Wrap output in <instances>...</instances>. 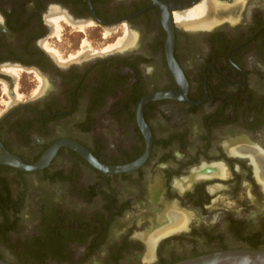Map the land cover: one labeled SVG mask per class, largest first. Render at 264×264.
Listing matches in <instances>:
<instances>
[{"label": "flooded vegetation", "instance_id": "obj_1", "mask_svg": "<svg viewBox=\"0 0 264 264\" xmlns=\"http://www.w3.org/2000/svg\"><path fill=\"white\" fill-rule=\"evenodd\" d=\"M168 1L184 0H0V154L33 165L74 141L121 166L152 136L129 171L105 172L67 145L41 169L0 164V259L162 264L264 246V0L168 9L185 79L155 5ZM203 4L211 23L185 25ZM61 22L124 36L100 49L81 38L64 53ZM166 92L141 121L140 103Z\"/></svg>", "mask_w": 264, "mask_h": 264}, {"label": "water", "instance_id": "obj_2", "mask_svg": "<svg viewBox=\"0 0 264 264\" xmlns=\"http://www.w3.org/2000/svg\"><path fill=\"white\" fill-rule=\"evenodd\" d=\"M192 0H184V1H168L165 3L155 2V5H158L163 10V21L166 26V29L169 33V38L167 41V50H168V57L178 79H185L183 73L178 66L177 61L174 58V45H175V38H174V27L171 21V18L168 14V9L173 7H184L189 5ZM159 95H174L173 92H166V93H159L147 96L141 103L139 107V118L141 120L142 117V108L143 105L155 97ZM143 121V119L141 120ZM146 139L148 143L147 152L144 156L139 158L138 160L121 166H107L102 164L98 161V159L91 153V151L85 147L80 145L74 141H64L56 146H51L44 155L38 160L36 164L27 165L23 163V161L10 154H0V164H12L16 165L19 168L26 169V170H37L47 166L50 160L56 155L60 145H67L74 150H76L80 155H82L87 161L91 164L95 165L96 167L106 171L111 172H121V171H129L132 169L137 168L141 165L144 160L146 159L149 150L151 148L152 136L149 131L146 132ZM0 264H11L10 262L0 259ZM171 264H264V249H249V248H238V249H227L221 251H215L210 253L201 254L198 256H194L191 258H187L181 261H177Z\"/></svg>", "mask_w": 264, "mask_h": 264}, {"label": "rangeland", "instance_id": "obj_3", "mask_svg": "<svg viewBox=\"0 0 264 264\" xmlns=\"http://www.w3.org/2000/svg\"><path fill=\"white\" fill-rule=\"evenodd\" d=\"M61 24L63 25L64 29L61 31V36L59 37L61 38V41H57V47H59V49L64 53H72L73 50L76 49L78 40H80L81 38H85V37L88 38L91 41V43L94 45L95 49H100L101 47L108 45V44H115V43L118 44L120 41L119 39L124 36V34L121 31V28L118 29L117 26L115 27V30H113L110 33L109 37L104 39L103 32L105 31V29H107L105 28V26L103 28L97 25L93 27H86L85 33H83L81 31H78L76 28L67 27L66 24H64L63 22H61ZM105 35H108V31L105 32ZM20 76L22 75L19 73V75L15 79L14 85H15L17 92L19 94H22L23 88H20V87L23 86L24 82L19 79ZM3 89H4V86H3ZM5 94L8 95V97L10 96L8 90L6 91ZM6 95L4 96L5 99L8 101L11 100L10 97L7 98ZM138 219L139 217L136 214H132L128 217L127 222L130 223ZM123 226H125L124 222H123ZM116 229L118 231L119 229H123V227L122 228L117 227ZM236 240L237 238H233L234 243L237 242ZM5 254L9 256V254L6 251H5ZM14 259L17 260L16 257Z\"/></svg>", "mask_w": 264, "mask_h": 264}, {"label": "bare ground", "instance_id": "obj_4", "mask_svg": "<svg viewBox=\"0 0 264 264\" xmlns=\"http://www.w3.org/2000/svg\"><path fill=\"white\" fill-rule=\"evenodd\" d=\"M208 13V6L201 5L194 9L192 12H189L186 16H182V22L187 26L195 25H206L210 24V19L207 18L206 14ZM180 17V18H182Z\"/></svg>", "mask_w": 264, "mask_h": 264}, {"label": "trees", "instance_id": "obj_5", "mask_svg": "<svg viewBox=\"0 0 264 264\" xmlns=\"http://www.w3.org/2000/svg\"><path fill=\"white\" fill-rule=\"evenodd\" d=\"M239 248H249V249H264V246H260V243H251V245L249 247H239ZM220 250H227V249H233V248H219ZM234 249H238V248H234ZM174 263V262H173ZM162 264H171V263H162Z\"/></svg>", "mask_w": 264, "mask_h": 264}]
</instances>
